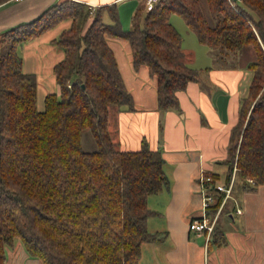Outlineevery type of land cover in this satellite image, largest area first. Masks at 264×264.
Returning <instances> with one entry per match:
<instances>
[{"label": "trees", "instance_id": "1", "mask_svg": "<svg viewBox=\"0 0 264 264\" xmlns=\"http://www.w3.org/2000/svg\"><path fill=\"white\" fill-rule=\"evenodd\" d=\"M8 1L0 0V5ZM207 4L205 11L201 0H158L147 9L143 0L124 28L117 1L93 6L62 0L2 33L0 264H6L7 247L18 238L42 264H138L142 244L161 238L147 228L153 213L147 199L169 185L165 159L146 139L139 149H122L111 136V110L132 109L133 95L110 40L128 41L134 67L145 65L156 77L157 110H181L178 91L189 81L203 83L210 67L186 61L183 36L171 22V12L181 14L198 40L214 49L219 65L228 53L254 49L247 64L252 71L249 90L241 98L222 162L227 166L224 182L236 166L244 187L264 184V0ZM67 18L70 25L54 39L64 50L53 69L60 91L46 94L39 109L37 75L23 70L18 46ZM87 128L97 142L95 150L82 145ZM223 196L217 194L212 213ZM209 241H226L217 222Z\"/></svg>", "mask_w": 264, "mask_h": 264}, {"label": "crops", "instance_id": "2", "mask_svg": "<svg viewBox=\"0 0 264 264\" xmlns=\"http://www.w3.org/2000/svg\"><path fill=\"white\" fill-rule=\"evenodd\" d=\"M59 1L62 0H10L0 5V49L4 31L34 19ZM77 1L97 6L123 0ZM70 23V18L60 21L18 46L23 70L37 75L39 109L46 94L60 91L53 69L64 57V50L54 39ZM189 38L193 47L184 50L186 61L195 67L210 68L203 72V83L189 81L185 89L178 91L181 110L161 111L157 110L156 77L145 65L134 67L128 41L110 40L124 83L133 95L132 109L116 108L115 140L122 149H139L143 139L152 149L160 148L169 179L166 188L148 196L153 213L147 219V228L161 238L142 244L138 264H264V184L249 189L240 179L236 181L232 197L217 220L224 243L209 241L205 232L189 228L191 220L203 209L201 174L218 173V180L224 182L227 166L222 160L228 155L227 145L239 118L241 98L249 90L252 71L247 64L255 57L254 49L247 46L252 52L246 59L241 61L245 47L239 53H228L227 61L219 65L215 62L216 53L202 47L205 44L198 38L195 44ZM223 213L227 217L221 223ZM6 264L42 262L31 257L18 238L7 247Z\"/></svg>", "mask_w": 264, "mask_h": 264}, {"label": "rangeland", "instance_id": "3", "mask_svg": "<svg viewBox=\"0 0 264 264\" xmlns=\"http://www.w3.org/2000/svg\"><path fill=\"white\" fill-rule=\"evenodd\" d=\"M141 4H143V0H123L120 3H118L120 20H121L122 25H123V21L125 22L124 28L130 27L132 15L136 12V10L140 7ZM201 5L205 11H208L207 0H201ZM170 20L176 26V28L182 33V36L184 37V42H183L184 50L189 51L190 48L193 47V42H191L189 37H192V39H194V44H195V41L196 43H198L196 34L194 33L193 30L189 28L186 21L182 17V15L179 14L178 12H171ZM105 21L106 22L111 21V18L108 14L105 15ZM202 47H204L205 49H210V51L212 50L214 51V49L209 46L205 45ZM250 49H251L250 47H246V50L241 58V61L246 59L249 53L252 52ZM43 108H44V104L40 107V109H43ZM113 112L110 113L111 115L109 116V130L111 132V136L115 138L116 137L115 128L117 126V113H118L117 109L113 108ZM81 139H82V145L84 149L86 150L97 149L98 147L97 142L93 136L92 131L89 128L82 131ZM226 217L227 216L225 215V213H223L220 217V222L224 223L226 221Z\"/></svg>", "mask_w": 264, "mask_h": 264}, {"label": "built area", "instance_id": "4", "mask_svg": "<svg viewBox=\"0 0 264 264\" xmlns=\"http://www.w3.org/2000/svg\"><path fill=\"white\" fill-rule=\"evenodd\" d=\"M158 0H146L147 9H152ZM237 167L235 166L228 183L215 180L210 172H203L200 176V187L202 193V213L194 217L189 223V228L197 233L205 232L207 237L213 231L217 219L226 201L232 197V190L237 180ZM250 183H254L253 178H248ZM224 193L222 202L215 213L210 211V206L215 202L218 193ZM241 212V209H237Z\"/></svg>", "mask_w": 264, "mask_h": 264}]
</instances>
